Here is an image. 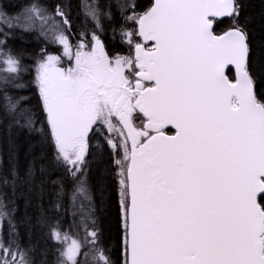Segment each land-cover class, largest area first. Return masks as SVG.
Masks as SVG:
<instances>
[{"label": "snow or ice", "instance_id": "snow-or-ice-1", "mask_svg": "<svg viewBox=\"0 0 264 264\" xmlns=\"http://www.w3.org/2000/svg\"><path fill=\"white\" fill-rule=\"evenodd\" d=\"M75 6L87 30L73 0H0V115L36 131L35 91L54 170L46 246L25 242L0 191V264H82L86 247L90 264H264V36L246 0ZM109 187L115 259L99 216Z\"/></svg>", "mask_w": 264, "mask_h": 264}, {"label": "trees", "instance_id": "trees-1", "mask_svg": "<svg viewBox=\"0 0 264 264\" xmlns=\"http://www.w3.org/2000/svg\"><path fill=\"white\" fill-rule=\"evenodd\" d=\"M6 2L14 5L16 0H6ZM81 0H73V14L76 21L78 31L87 30L90 25L82 14L81 10L76 8V4ZM145 4L150 0H143ZM264 13V6H261L260 0H246L245 20L250 23L252 34L256 38V43L261 42L264 27L261 22V15ZM80 16L79 20L76 17ZM230 22L225 19L217 28L218 33L226 31ZM110 35V33H109ZM112 52L120 51L115 42L109 49ZM126 46L124 54H126ZM234 75V73H233ZM28 84L31 85V77ZM25 83V81H21ZM7 95L12 96L15 93L8 92ZM27 95L32 99V107L36 110L35 117H39V123L36 125L37 130L32 133L21 132L11 122L10 117L0 115V176L7 180L6 184H0V191L8 196L9 207L14 213L12 223L19 229L24 236L25 242L33 245H45L46 241L43 235V228L38 223L40 215L45 211L51 210V200L53 199V188L49 182V177L53 175V171L48 168L47 162L42 163L43 158L49 151V142L47 139V128L43 118L39 112L37 96L31 88ZM6 103L3 96H0V104ZM97 140L93 141L94 148ZM96 160H99L98 154L94 153ZM10 171L18 173L15 179H9ZM95 171V168L93 169ZM116 197L113 189L109 187L104 194L103 203L99 216L105 228V235L110 238L109 247L113 251L114 259L118 255L116 251V226L118 208L115 203ZM67 211L68 218L71 220L73 208L68 204L65 209L60 210V218L63 220ZM7 230V224L4 225ZM73 231H76L74 228ZM83 229L79 230L81 238L84 236ZM92 250L85 248L81 257L82 264H90Z\"/></svg>", "mask_w": 264, "mask_h": 264}]
</instances>
